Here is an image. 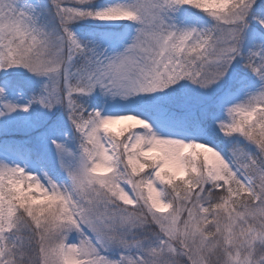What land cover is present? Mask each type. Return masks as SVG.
I'll list each match as a JSON object with an SVG mask.
<instances>
[{
  "label": "snow or ice",
  "instance_id": "obj_1",
  "mask_svg": "<svg viewBox=\"0 0 264 264\" xmlns=\"http://www.w3.org/2000/svg\"><path fill=\"white\" fill-rule=\"evenodd\" d=\"M0 264H264V0H0Z\"/></svg>",
  "mask_w": 264,
  "mask_h": 264
}]
</instances>
